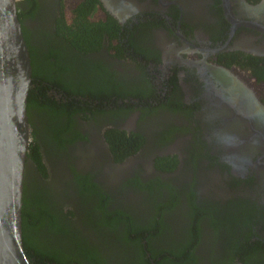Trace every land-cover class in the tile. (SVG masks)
<instances>
[{"label":"flooded vegetation","instance_id":"af4514ba","mask_svg":"<svg viewBox=\"0 0 264 264\" xmlns=\"http://www.w3.org/2000/svg\"><path fill=\"white\" fill-rule=\"evenodd\" d=\"M65 4L16 0L34 63L81 55L60 76L92 92L48 88L81 99L60 114L58 140L32 110L44 173L28 159L23 179L48 190L64 234L93 244L99 264H144L131 238L145 248L138 228L159 201L164 225L150 241L189 229L194 264H264V0H95L88 15L107 29L83 53L57 34ZM108 130L131 141L125 154Z\"/></svg>","mask_w":264,"mask_h":264},{"label":"trees","instance_id":"16d2710c","mask_svg":"<svg viewBox=\"0 0 264 264\" xmlns=\"http://www.w3.org/2000/svg\"><path fill=\"white\" fill-rule=\"evenodd\" d=\"M95 0H81L73 7L69 17L62 13L57 23V34L61 36L75 51L83 53L94 49L99 45L101 33L106 30L104 20L91 18L88 14ZM18 16V13H17ZM19 22V16L17 17ZM21 32L27 46L30 61V84L26 96V117L29 125L30 140L27 146L26 160H31L38 167V171L44 173V163L39 153V143L35 136L36 127L33 125L32 110H41L47 114V120H43L45 128L48 129V136L58 140L61 136V118L60 114L66 112L70 106L79 107L81 99L73 101L74 94L66 93L62 100H56L48 94V88L57 89L63 93L74 91V89H84V83L80 79H69V83L64 82L60 75L70 72L76 68L83 67L84 58L76 56L69 58L64 63L47 62L45 64L34 63L33 47L27 41L23 27ZM95 74L96 71L92 70ZM84 92L92 93L91 90ZM61 93V95H62ZM63 98V97H62ZM71 98V102H67ZM69 105V106H68ZM42 113V112H41ZM44 115V113H42ZM69 116V114H68ZM39 128L43 130V126ZM107 142L116 155L125 154L131 141L124 135V132L115 131L113 134L110 130L106 131ZM27 174V172H25ZM24 174V175H25ZM48 190L41 184L32 181L27 184V180L22 179L21 204H20V223H21V240L25 255L30 264H99L96 259L94 245L89 244L87 239L68 237L64 234L65 225L63 220L58 216L56 208L48 202ZM162 202H155L154 211L143 220L140 224V231H147L145 248L141 249V239L137 234L131 239L138 242L139 257L144 264H194L196 255L193 251L196 246L192 241L193 234L186 230L187 236H183L178 241L169 242L167 239L158 238L159 240L150 241L149 237H155L162 230L164 223L161 221V211L164 209ZM121 214L120 209L116 211ZM236 214V212H234ZM238 216L245 215L240 210ZM155 215L157 218L155 219ZM223 221V220H222ZM215 223V222H211ZM227 221H223L220 226L225 227L228 233L235 232L236 228L226 230ZM235 226L236 223L229 222ZM217 227V225H215ZM130 234V233H129ZM128 232L126 236L128 237ZM189 234V235H188ZM136 242V243H137ZM148 252V258L145 256Z\"/></svg>","mask_w":264,"mask_h":264},{"label":"water","instance_id":"95a60500","mask_svg":"<svg viewBox=\"0 0 264 264\" xmlns=\"http://www.w3.org/2000/svg\"><path fill=\"white\" fill-rule=\"evenodd\" d=\"M30 79L16 0H0V264H30L22 247L20 223L30 140L25 110Z\"/></svg>","mask_w":264,"mask_h":264},{"label":"rangeland","instance_id":"374dc122","mask_svg":"<svg viewBox=\"0 0 264 264\" xmlns=\"http://www.w3.org/2000/svg\"><path fill=\"white\" fill-rule=\"evenodd\" d=\"M65 5H67V6H64V12H65L66 16L69 17L70 12L72 10V7L70 8V3H68L67 0H66Z\"/></svg>","mask_w":264,"mask_h":264}]
</instances>
